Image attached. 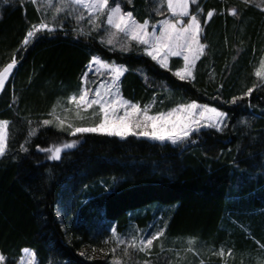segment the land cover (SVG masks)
<instances>
[{
  "label": "trees",
  "instance_id": "trees-1",
  "mask_svg": "<svg viewBox=\"0 0 264 264\" xmlns=\"http://www.w3.org/2000/svg\"><path fill=\"white\" fill-rule=\"evenodd\" d=\"M116 3L140 22L167 16L165 10L155 14L152 0ZM199 5L207 47L196 62L195 79L181 81L173 75L182 64L177 59L171 60V70L162 69L142 53L117 54L94 36L79 37L68 28L38 33L24 46L27 31L42 20L37 7L31 0L0 4V68L13 56L18 60L0 91V120L11 122L9 149L0 158L5 264H16L24 248L36 252L37 264L142 262L146 256L137 252L111 255L109 232L145 229L156 221L165 235L151 248L154 261L163 256L161 243L164 253L177 252L188 247L190 237L195 251L180 257L167 252L176 257L170 264L264 260V87L255 75L264 51V13L243 0H200ZM233 8L237 17L230 14ZM210 10L214 15L206 21ZM93 56L127 69L120 80L125 99L141 106L155 101L153 113L190 102L215 107L227 113L225 129L200 132L183 148L86 134L60 161L48 159L38 147L75 139L68 123L88 124L61 103L80 89ZM249 88L250 96L245 95ZM53 107L65 120L63 131L49 115ZM43 119L53 123L30 138L28 152L21 151L31 123Z\"/></svg>",
  "mask_w": 264,
  "mask_h": 264
},
{
  "label": "snow or ice",
  "instance_id": "snow-or-ice-1",
  "mask_svg": "<svg viewBox=\"0 0 264 264\" xmlns=\"http://www.w3.org/2000/svg\"><path fill=\"white\" fill-rule=\"evenodd\" d=\"M5 4L9 0H3ZM245 4L252 3L253 0H243ZM33 5H37V11H43L47 17L48 10H51V20L42 19L40 23L32 25L31 29L22 41L24 46H28L37 34H52L64 30L65 22L73 19L77 24L87 20L89 28L83 27L73 29L79 37L94 38L93 33L103 34L100 43L110 46L112 50H119L122 53L131 52L133 47L142 51L143 55L150 57L160 68L171 70L169 61L173 57L183 60V67L173 72L179 80L185 81L195 79L194 69L196 61L205 53L206 44L201 43L202 23L200 13L203 11L198 4V0H152L153 11L156 15L162 16L164 10L170 14L169 18L162 19L158 25L149 28L150 21L145 19L138 21L131 11H126L116 3V0H31ZM190 5H196L191 9ZM264 11V0L256 5ZM230 14L237 17L239 13L235 8ZM214 15L212 10L207 12L210 20ZM185 18H188L185 20ZM106 25V27H105ZM18 60L15 56L9 63L0 68V91L5 88L6 82L13 76L17 69ZM95 66V67H93ZM89 71H95L100 76L107 75L108 79L97 86L90 87L87 75L82 78V87L79 93L68 97L69 104H75L77 116L81 111L88 113L95 119L98 115V122L91 126H74L67 124L68 134L77 137L79 134L94 133L108 137H118L122 140L132 137H144L151 141L172 145H180L191 142L192 134L199 133L201 129H215L217 132L223 130L227 119V113L215 107L197 104L196 102L180 103L166 110L152 112L153 105L141 106L138 103L125 99L120 91V78L127 69L123 65H117L103 60L99 56H93L88 65ZM255 75L264 79V59L260 61V68ZM253 89L249 88L245 95H251ZM242 98V97H241ZM233 98L232 103H236ZM56 109L53 107L49 115L54 116L61 131L64 130L65 120L55 116ZM82 118V117H81ZM10 121L0 120V158L7 155L9 149ZM52 120L45 119L42 125L48 126ZM36 135V129H31L28 138L20 145V150L28 152L26 146L30 138ZM79 140L66 141L60 144H53L51 147L39 148L47 154V158L53 161H60L62 153L77 147ZM166 227V226H165ZM165 235L164 229H159L150 234H143L140 238L135 235H121L115 228L111 229L110 240L115 242L111 249L113 253L121 245L123 255L129 256V249L133 252L149 254L155 241H160ZM109 243V240H105ZM188 247L185 252H194L195 238L188 239ZM164 249L163 243L160 244ZM22 253L28 256L20 257L19 264H37V254L29 248L22 249ZM220 255H224L223 248ZM228 255H231L229 250ZM6 257L0 254V264H5ZM112 264H121L119 259H114ZM147 264V262H145Z\"/></svg>",
  "mask_w": 264,
  "mask_h": 264
},
{
  "label": "rangeland",
  "instance_id": "rangeland-1",
  "mask_svg": "<svg viewBox=\"0 0 264 264\" xmlns=\"http://www.w3.org/2000/svg\"><path fill=\"white\" fill-rule=\"evenodd\" d=\"M10 1H12V0H10ZM199 1L200 0H198V4H199ZM260 3V0H253V2L251 3V4H253L254 6H255V8H257L259 11H261V12H263L264 13V11H262L261 10V8L260 7H257L256 5L257 4H259ZM0 4H3V0H0ZM36 7H37V5H35ZM193 5H190V8L192 7ZM196 6V5H195ZM200 6V5H199ZM165 11H166V9H165ZM39 13H40V15H41V19H48V20H51V15H52V13H51V10H48V15H47V17H45L44 16V12L43 11H39ZM169 16H170V14H168L167 13V16H165L164 18H162V19H167V18H169ZM162 19H159V20H157L156 22H154V23H149V28L151 29V27H152V25H158V22L160 21V20H162ZM188 18H185V20H187ZM200 19H201V16H200ZM204 20H208V18H207V16L204 18ZM81 27H83V28H85V29H88L89 28V24H88V22H87V20H85V21H83V22H81L80 24H77L76 22H75V20H73V19H68L66 22H65V27L64 28H68L70 31H72L73 33H75L76 34V32H74L73 31V29H78V28H81ZM105 27H106V25H105ZM57 30H60L59 28L57 29ZM103 34V32L101 31L100 33H93V36L96 38V40H97V42L100 44V45H102L101 43H100V37H101V35ZM77 35V34H76ZM201 37H202V33H201ZM201 43H202V40H201ZM203 44V43H202ZM102 46H104V47H106V48H108L110 51H112V52H115V53H117V54H126V53H122L121 51H119L118 49L117 50H112L111 48H110V46H105V45H102ZM132 51H137V53H142V51H138L137 50V48L136 47H133V49H132ZM127 53H129V52H127ZM143 54V53H142ZM203 56V55H202ZM201 56V57H202ZM200 57V58H201ZM150 58V57H149ZM199 58V59H200ZM172 59H177V60H179V61H181L182 62V64H181V66H180V68L181 67H183V60H182V58H179V57H173V58H171L170 59V61H169V64H170V62H171V60ZM198 59V60H199ZM262 59H264V51L262 52V57H260L259 58V60H258V63H257V69H259L260 68V61L262 60ZM197 60V61H198ZM91 61V60H90ZM90 61H89V63H90ZM196 61V62H197ZM89 63H88V65H89ZM156 63V62H155ZM157 64V63H156ZM88 65L86 66V68H85V71H84V73H83V75H82V77H81V87H82V78L85 76V75H87V77H88V80H89V86L90 87H93V86H97L99 83H101V82H104V81H106L107 79H108V77H107V75H105V76H100L99 74H97L95 71H89V69H88ZM158 65V64H157ZM93 67H95V66H93ZM257 69H256V71H257ZM126 72V71H125ZM124 72V73H125ZM121 78H122V76H121ZM121 78H120V80H121ZM258 78V80H259V82L261 83V85L264 87V79H261V78H259V77H257ZM81 87H80V89H81ZM79 89V90H80ZM79 90L76 92V93H74V94H77V93H79ZM121 91V90H120ZM71 95H73V94H71ZM70 95V96H71ZM70 96H68V97H70ZM68 97H67V99L64 101V102H62L61 103V107H66V109L67 110H65V111H71L74 115H76L77 116V110H76V106H75V104H69L68 103ZM151 105H155V101H152L151 103H150ZM198 104V103H197ZM202 105V104H201ZM59 107V106H58ZM210 107V106H209ZM92 110H88V113H85V112H83V111H81V113H80V116H77V117H82L81 119V121H84V122H86V123H88L86 126H91L92 124H94V123H96V122H98V120H99V116L97 115L96 117H95V119H93V117L91 116V115H89V113L91 112ZM65 113V112H64ZM44 121V119L43 120H39V121H37V122H34V123H31V129H36V133H37V131L40 129V128H42V127H46V126H44V125H42V122ZM67 123V122H66ZM227 123H228V118L226 119V121H225V124H224V126H223V130L225 129V127H226V125H227ZM207 130H215V129H207V128H204V129H201L200 130V132H203V131H207ZM222 130V131H223ZM216 131V130H215ZM222 131H220V132H222ZM199 132V133H200ZM86 134H94V133H85V134H79L77 137H72V138H75L76 140H78V137H80V136H82V135H86ZM198 133H193L192 134V138L195 136V135H197ZM98 135H100V134H98ZM129 137H132V136H129ZM128 137V138H129ZM117 139H120V138H118V137H116ZM135 138H137V139H143V140H146V141H149V142H153V143H157V144H161V145H163V144H169V145H171V146H174V145H172L171 143H169V142H167V141H165L164 143H160V142H158V141H151V140H148V139H146V138H144V137H135ZM191 138V139H192ZM74 140V139H73ZM120 140H122V139H120ZM70 141V140H69ZM72 141V140H71ZM187 143V142H186ZM52 146V145H51ZM185 146V143H183V144H180V145H175L174 147H180V148H183ZM159 229H164V226H162V225H160V223H158L157 221L156 222H152V223H150L145 229H137V228H135V227H131V228H129L125 233H122L121 235H125V236H128V235H135V236H137V238H140L143 234H150V233H153V232H156L157 230H159ZM109 235L111 236V231L109 232ZM188 241V240H187ZM112 247H111V249L115 246V242L113 241L112 243ZM157 244V242L155 241L154 242V244L153 245H156ZM123 248H124V246L123 245H121L119 248H117V251H119L120 253H123ZM152 248H153V246H152ZM111 249H110V254L111 255H116L117 254V252H115V253H113L112 251H111ZM171 251V250H170ZM170 251H167V252H170ZM177 252H175V251H171L170 253H175V254H178L177 256H181V254L184 252V250H181V249H178V250H176ZM158 252H159V254H162L163 256L161 257V258H159L158 260H152V256L151 255H149V254H146V253H141V252H137V253H141V254H144L145 256H146V260H143L142 262L139 260V262L138 261H134V264H145V262H147V264H170L171 262H172V260H174L173 258H170V256H169V254H167V252H163V250H161V248L159 247L158 248ZM129 253L132 255V254H135L136 255V253L135 252H133V250L132 249H129ZM130 255V257H132ZM228 255V254H227ZM21 256H24V259L25 260H27L28 259V256L27 255H25V254H23L22 252H21ZM20 256V257H21ZM156 256V255H155ZM229 257H230V255H229ZM19 260H20V258L18 259V261H17V263L16 264H19ZM120 261H121V264H125L124 262H123V260H121V259H119ZM257 264H264V260H262L261 259V257L260 258H257ZM112 262H113V260H112ZM112 262H111V264H112ZM210 264V263H209ZM213 264H215V263H213ZM219 264H233V263H230V262H228V261H225V260H223V261H220V263Z\"/></svg>",
  "mask_w": 264,
  "mask_h": 264
}]
</instances>
